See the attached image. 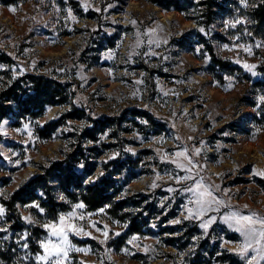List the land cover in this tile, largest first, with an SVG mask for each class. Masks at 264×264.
I'll return each mask as SVG.
<instances>
[{
	"label": "rangeland",
	"instance_id": "obj_1",
	"mask_svg": "<svg viewBox=\"0 0 264 264\" xmlns=\"http://www.w3.org/2000/svg\"><path fill=\"white\" fill-rule=\"evenodd\" d=\"M203 1L0 0V54L10 59L0 61V88L26 75L46 76L61 84L59 98L68 102L47 108L38 119L14 106L0 122V204L6 209L0 218V264H36L38 241L48 235L43 224L58 219L60 213L50 215L41 206L47 195L38 191L35 202L44 213L32 202L16 210L22 224L42 233L33 237L25 230V249V231L11 230L7 204L12 195L36 186L42 176L50 185L49 198L67 205L63 213L84 216L77 223L92 232L69 233L74 245L89 249L72 250L69 264H248L255 253L243 257L231 251L243 236L222 217L233 208L264 215V175L259 174L264 172V102L259 100L264 96V28L251 16L260 0H247V6L231 0L235 3L210 19L203 17L208 14ZM240 17L244 20L235 27L227 25ZM210 48L230 64L228 70L212 63ZM244 62L257 65L255 75ZM58 120L63 126L51 137L39 135ZM95 122V141L84 138ZM183 147L201 166L198 178L218 186L214 191L226 201L219 213L188 217L191 193L183 188L191 181L173 179L185 175L172 163ZM82 148L84 157L70 164L85 185L106 172L114 177L115 201L103 211L84 202L74 208L81 201L66 198L50 177L53 165ZM121 201L126 205L114 217L111 212ZM212 215L216 221L201 227ZM144 222L148 225L142 227ZM105 224L109 238L101 243L103 231L97 228ZM132 225L140 231L133 232Z\"/></svg>",
	"mask_w": 264,
	"mask_h": 264
},
{
	"label": "trees",
	"instance_id": "obj_2",
	"mask_svg": "<svg viewBox=\"0 0 264 264\" xmlns=\"http://www.w3.org/2000/svg\"><path fill=\"white\" fill-rule=\"evenodd\" d=\"M166 3L167 2L163 1L159 2L161 7L168 10L169 7L166 6ZM227 3L235 2H231V0H205L201 2L200 5L204 6L208 12V14H203V17L210 19L214 16V13L226 10ZM251 16L253 17L254 23L257 24L259 28H264V0L259 1L257 6L252 10ZM210 49L212 63L215 66L221 67L223 70H228L230 64L221 61L214 50L212 48ZM0 61L8 63L10 59L0 54ZM59 88H61V84L46 76L26 75L22 78L10 81L0 88V122L6 119L11 113H14V106L22 115L38 119L45 114L47 108H52L56 105H67V98H59ZM61 126H63L61 120L54 121L48 124L43 130H38V132L40 133L39 135L49 133L48 135L51 137ZM97 127L98 123L95 122L94 128H89L84 132V138L95 141L98 133L96 132ZM83 151H85L83 148L80 151H77V149L73 150V152L65 157L64 161L53 165L49 171L51 179L55 180L60 185L65 197L73 202L82 201L94 210L113 205L115 201L116 183L111 173L106 172L99 176L92 184L85 185L83 177L78 175L74 171V168L71 167L70 162H72V159L76 160L77 158L82 159L84 157ZM89 172H93V167L89 169ZM36 183V186L28 185L26 188L16 191L7 204L10 214L9 221L13 223L11 230H28L33 237H36V235L42 233V231L39 229H32L30 226L22 224V218L16 210L18 204L27 205L36 200L40 201L38 191H42L47 195V199L42 201L41 206L49 210L50 215L54 214V216H56L68 210L66 204L57 203L54 199L49 198L50 185L46 180V176L37 179ZM125 205V201L119 202L116 204L111 214L117 217L119 211L124 209ZM146 225H148L147 222H144L142 227ZM140 229L141 228L138 229L136 225H132L133 232H138Z\"/></svg>",
	"mask_w": 264,
	"mask_h": 264
},
{
	"label": "snow or ice",
	"instance_id": "obj_3",
	"mask_svg": "<svg viewBox=\"0 0 264 264\" xmlns=\"http://www.w3.org/2000/svg\"><path fill=\"white\" fill-rule=\"evenodd\" d=\"M240 3L247 6V0H240ZM12 10L15 11V7H12ZM97 11H99V9H97ZM69 14L71 15V9H69ZM72 18L75 19V16ZM243 20L244 18L240 17L236 20H228L226 23L227 25L235 27L236 24L241 23ZM133 23H136V21H133ZM153 31V29H148L149 33H152ZM200 31L203 32L204 29L201 28ZM245 31H247V29H245ZM236 38L239 39V37ZM148 43L151 44L152 40L149 39ZM239 46L240 45H233V47ZM224 47L227 48L228 45L226 44ZM245 51L251 54V47H245ZM0 67L4 66L0 65ZM244 67L251 71L253 75L256 74L255 69L257 65L244 62ZM259 100L264 102V96H260ZM200 151V148H196V155H199ZM175 156L177 159L173 160L172 163L182 169L185 172V175H176L173 179H175L177 183L181 181H191V186L183 188V191L191 193L188 201L191 206L187 207L188 217L200 219L213 210L219 213L220 206L225 205L226 201L214 191V187L218 186L205 183L203 176H199L198 178L197 169L201 166L199 162L189 154L187 147H183L181 150L176 151ZM80 167H83V164H81ZM259 174L264 175V172H260ZM225 191H227V189H225ZM61 199H64V197H61ZM32 203L39 212H45V209L42 208L39 203L35 201ZM83 207L84 204L82 201L74 205V208ZM244 207L247 208L248 206L245 205ZM100 211H103V209H100ZM5 212V206L0 204V218L5 215ZM23 218L29 223H35L30 216H25ZM77 219L83 220L84 216L79 215L75 211L67 213L62 212L59 214L58 219H53L43 224V227L48 231V235L38 241L41 251L33 254L36 264H69V260L71 259L69 253L72 250H89L87 248H78L69 238V233H75L76 235H92V232L87 231L82 224L77 223ZM216 219V215L209 216L207 222L202 223L201 227L204 229L209 228ZM222 219L229 227L238 230L243 236V239L239 241V246L231 249V251L236 252L243 257H248L250 250L253 251L255 254L248 259V264H259V261H264V215L256 211H250L245 214L244 212L233 208L230 212H226ZM176 222L178 221H172V223ZM90 223L92 224V227H96L94 221H90ZM117 223H119V221H117ZM97 231H103L104 240H102L101 243H104L109 238L108 225L105 224L103 229L97 228ZM28 235L27 231L23 233V239L25 240L23 247L25 249L28 248V243L26 242ZM135 238L136 237H133V239ZM194 239L196 238L194 237ZM129 243H131V241H129ZM125 251H127V249H125ZM24 259H29V256L26 255Z\"/></svg>",
	"mask_w": 264,
	"mask_h": 264
}]
</instances>
